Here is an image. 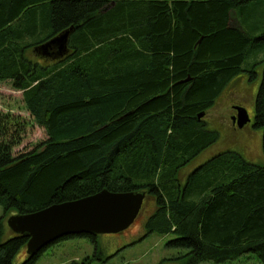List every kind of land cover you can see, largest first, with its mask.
I'll list each match as a JSON object with an SVG mask.
<instances>
[{
	"label": "trees",
	"instance_id": "1",
	"mask_svg": "<svg viewBox=\"0 0 264 264\" xmlns=\"http://www.w3.org/2000/svg\"><path fill=\"white\" fill-rule=\"evenodd\" d=\"M259 1L0 0V80L22 91L48 135L15 155L19 140H7L0 128L4 213L34 212L104 188L145 191L155 203L147 233H174L169 244L187 250L177 258L182 264L224 263L246 253L264 264V164L225 150L183 183L178 176L219 140L199 114L244 67L251 44L264 39L244 27L249 6ZM67 29L66 54L38 53ZM259 65L254 127L262 130L264 152V58L253 68ZM3 221L0 264H14L29 238Z\"/></svg>",
	"mask_w": 264,
	"mask_h": 264
},
{
	"label": "rangeland",
	"instance_id": "2",
	"mask_svg": "<svg viewBox=\"0 0 264 264\" xmlns=\"http://www.w3.org/2000/svg\"><path fill=\"white\" fill-rule=\"evenodd\" d=\"M246 15L248 19L244 24L245 29L253 36L262 37L264 34V0L249 6ZM230 17L232 25L240 26L237 12L232 11ZM240 19L243 17L240 16ZM28 55L31 58H37L32 51ZM263 58L264 39L256 40L249 47L243 66L253 67ZM255 70V78L250 82H248L249 80L244 81L242 78L232 80L225 87L214 106L206 112L204 118L207 127L219 131V140L179 172L181 183L185 181L188 173L199 167L201 163L225 150L238 151L246 160L264 164L262 130L256 127L235 129L230 117V104L234 100V93L241 90L244 91V102L251 114L255 113V98L263 68L259 65ZM0 128L7 140H19V143L13 148L15 155L33 150L48 137L46 129L39 125L27 110L22 91L15 89L9 80H0ZM154 209V199L147 196L137 219L124 232L99 234L96 243L89 237L78 235L63 239L47 247L33 264H69L94 255L96 258L92 264H182L181 260L177 258L187 250L169 244L170 240L176 237L174 233H147L145 221ZM12 214L14 213L5 214L0 206V218H4L3 223L7 224V220ZM26 256L27 247L24 246L15 256L14 264H21ZM199 264L262 263L256 253H246L224 263L204 261Z\"/></svg>",
	"mask_w": 264,
	"mask_h": 264
},
{
	"label": "water",
	"instance_id": "3",
	"mask_svg": "<svg viewBox=\"0 0 264 264\" xmlns=\"http://www.w3.org/2000/svg\"><path fill=\"white\" fill-rule=\"evenodd\" d=\"M72 29V28H71ZM71 29L54 36L36 50L42 56L58 57L68 52ZM199 114V118L205 116ZM250 120L246 109L239 113V126ZM145 191H111L104 188L78 199L53 203L40 210L12 214L7 224L11 231L26 235L30 256L70 235L120 233L128 229L138 215Z\"/></svg>",
	"mask_w": 264,
	"mask_h": 264
},
{
	"label": "flooded vegetation",
	"instance_id": "4",
	"mask_svg": "<svg viewBox=\"0 0 264 264\" xmlns=\"http://www.w3.org/2000/svg\"><path fill=\"white\" fill-rule=\"evenodd\" d=\"M254 73H256V70L253 67H251V66L250 67H242L241 71L236 76H234L231 79V81L232 80H235L236 78H242L244 81L249 80L248 82H250L252 80L251 76ZM234 94H235L234 95V100L230 104V109H231L230 117H231V121H232L233 126L235 127V129L236 128L245 129V128L254 127V125H255V113L254 114H251V112L248 109L246 103L244 102V100H245L244 91L241 90L240 92H235ZM243 109H246L247 110L250 120L246 124H244L242 127H240L239 126V113H240V111H243ZM147 196H149V195L146 193V197L144 199V202H145ZM144 202H143V204H144ZM70 236H75V235H70ZM90 236L93 237V239H94L98 235H90ZM67 237H69V236H67Z\"/></svg>",
	"mask_w": 264,
	"mask_h": 264
},
{
	"label": "bare ground",
	"instance_id": "5",
	"mask_svg": "<svg viewBox=\"0 0 264 264\" xmlns=\"http://www.w3.org/2000/svg\"><path fill=\"white\" fill-rule=\"evenodd\" d=\"M42 252V251H41Z\"/></svg>",
	"mask_w": 264,
	"mask_h": 264
}]
</instances>
